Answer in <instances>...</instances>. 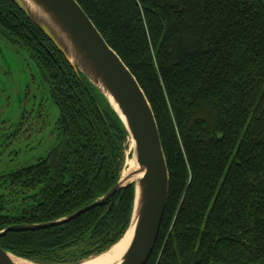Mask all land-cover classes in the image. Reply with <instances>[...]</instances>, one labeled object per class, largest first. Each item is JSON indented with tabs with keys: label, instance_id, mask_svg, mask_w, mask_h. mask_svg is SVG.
Segmentation results:
<instances>
[{
	"label": "trees",
	"instance_id": "trees-1",
	"mask_svg": "<svg viewBox=\"0 0 264 264\" xmlns=\"http://www.w3.org/2000/svg\"><path fill=\"white\" fill-rule=\"evenodd\" d=\"M77 2L138 80L159 127L170 190L147 264H264V0ZM0 31L30 54L59 111L51 125L44 102L39 111L33 103L47 126L34 164L9 169L11 153L5 166L11 141L0 138L2 232L104 198L129 143L104 96L10 0H0ZM134 200V186L122 189L61 227L8 233L0 247L36 264H81L121 241Z\"/></svg>",
	"mask_w": 264,
	"mask_h": 264
},
{
	"label": "water",
	"instance_id": "water-1",
	"mask_svg": "<svg viewBox=\"0 0 264 264\" xmlns=\"http://www.w3.org/2000/svg\"><path fill=\"white\" fill-rule=\"evenodd\" d=\"M10 1L57 47L76 74L86 77L104 96L125 126L130 149L133 146L131 151L136 168L126 176L124 170L113 190L75 214L50 223L11 226L0 232V239L11 232L61 227L104 205L122 189L134 186L132 221L123 237L132 231V238L123 259L117 264H147L156 248L165 217L170 175L157 120L144 90L77 0ZM64 121L67 122L66 117ZM19 260L36 264L0 247V264H18Z\"/></svg>",
	"mask_w": 264,
	"mask_h": 264
},
{
	"label": "rangeland",
	"instance_id": "rangeland-1",
	"mask_svg": "<svg viewBox=\"0 0 264 264\" xmlns=\"http://www.w3.org/2000/svg\"><path fill=\"white\" fill-rule=\"evenodd\" d=\"M0 43L2 46V53L4 54V59L1 58L0 54V114L2 113L4 119L7 121L13 120V115H17L18 113L16 104L18 103L19 96H24L25 87L27 84L30 85L31 82H33V76H35L37 86L33 82L31 96L34 95L35 91L39 90L37 94L39 96L38 101L44 102V114H50V122L51 125H53L58 119L59 111L55 103L48 99V91L45 90L43 86H40L43 83L38 74L37 67L34 65L33 61H28V54L20 46L2 36H0ZM15 91L17 93L16 95H14ZM11 102L12 106L16 107H11V110H9V104ZM12 123L13 122L6 123L5 128H8ZM19 144L20 142L17 140L15 145L8 147L6 150L7 152L1 157L5 160L4 165L6 166V157L14 152L19 153L18 157L14 154L10 155L14 162H9V169L15 170L17 168L27 167L30 164H34L39 158L45 157V151L47 149L45 146L46 144L37 146L33 143L28 148L26 145L20 146ZM128 149L131 151L130 147H128ZM130 160H133L132 152L130 153L129 158L127 157L126 163ZM118 243L111 247L109 251L117 250L121 246V244Z\"/></svg>",
	"mask_w": 264,
	"mask_h": 264
},
{
	"label": "flooded vegetation",
	"instance_id": "flooded-vegetation-1",
	"mask_svg": "<svg viewBox=\"0 0 264 264\" xmlns=\"http://www.w3.org/2000/svg\"><path fill=\"white\" fill-rule=\"evenodd\" d=\"M0 36H2L3 38H5L11 42H13L6 35H4L3 32H1V31H0ZM13 43H15V42H13ZM15 44L18 45L17 43H15ZM18 46H20V45H18ZM20 47L23 50H25L22 46H20ZM26 53L28 54V61H32L30 54L27 51H26ZM0 54H1V58L4 59V54L2 53L1 43H0ZM34 65H35V63H34ZM35 66L37 67V65H35ZM37 69H38V67H37ZM38 74L41 78L39 69H38ZM32 81L37 86L35 76H33ZM33 82H31L30 85L27 84V86L25 87L24 96H22V97L19 96L18 103L16 104L18 113H17V115H13V120L7 121L4 119V115L2 113L0 114V138H4L7 135L9 138V141H11L10 147L15 145L17 140H19L20 146L26 145L27 148L29 146H31L33 143L36 144L37 146H42V145L47 143L46 122L43 120L42 116H36L35 117L32 113L33 103H35V102L37 103L36 107H37V105H39V103H38L39 96L37 95L39 90L35 91L34 95L31 96V92H32L31 87L33 86ZM40 86H42V84ZM16 94L17 93L15 91L14 95H16ZM35 96L37 98H35V100H34L33 98ZM11 107L15 108L16 106H12V102H11L9 104V110H11ZM36 107H35V111H39L40 110L39 106L37 108ZM61 112H62L63 122L65 124H67L68 121L67 122L64 121V117H66V116L64 115L63 111H61ZM37 117H39V118L37 119ZM11 122H13V123L8 128H6V130H5L6 123H11ZM53 152H54V150H51L48 154V157H50L53 154ZM13 154L16 157L19 156L18 152H14V153H12V155Z\"/></svg>",
	"mask_w": 264,
	"mask_h": 264
},
{
	"label": "bare ground",
	"instance_id": "bare-ground-1",
	"mask_svg": "<svg viewBox=\"0 0 264 264\" xmlns=\"http://www.w3.org/2000/svg\"><path fill=\"white\" fill-rule=\"evenodd\" d=\"M131 149L133 150V146L131 147ZM131 152L132 151L128 150V154H127L128 158ZM126 165L127 167L125 168L126 170L124 172V176H126L130 171L136 168V164L134 160L128 161ZM131 238H132V231L125 238H123V240H121L120 242L121 246L117 250L109 251L101 255L100 257L95 256L94 258L89 259L86 262H83L82 264H117L119 263L123 259L125 253L127 252L129 248ZM17 262L18 264H31L24 260H19Z\"/></svg>",
	"mask_w": 264,
	"mask_h": 264
}]
</instances>
